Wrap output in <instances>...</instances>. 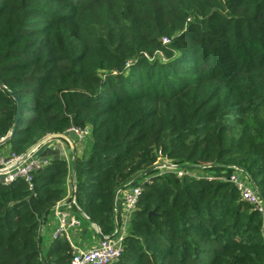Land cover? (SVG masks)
I'll return each mask as SVG.
<instances>
[{
    "label": "trees",
    "instance_id": "1",
    "mask_svg": "<svg viewBox=\"0 0 264 264\" xmlns=\"http://www.w3.org/2000/svg\"><path fill=\"white\" fill-rule=\"evenodd\" d=\"M0 82L21 101L0 149L91 133L74 169L83 222L113 236L118 191L142 187L111 264H264L263 218L219 179L242 169L264 197V0H0ZM16 116L0 86V140ZM160 152L204 174L157 175ZM71 165L0 184V264H71L66 240L41 257L39 239Z\"/></svg>",
    "mask_w": 264,
    "mask_h": 264
},
{
    "label": "built area",
    "instance_id": "2",
    "mask_svg": "<svg viewBox=\"0 0 264 264\" xmlns=\"http://www.w3.org/2000/svg\"><path fill=\"white\" fill-rule=\"evenodd\" d=\"M163 43H169L168 39H163ZM74 129L80 139L82 140L86 133L89 131H82L76 128ZM21 156L7 153L0 157V184L9 185L17 179H22L30 185L32 189V181L34 173L43 165L47 163L43 158H36L31 156L24 162H19ZM167 157L163 156L161 152L158 154V160H166ZM233 172L229 177H221L219 179L229 181L240 193L241 199L245 201L253 211H256L263 218L264 223V200L258 195L255 190V186L252 184L247 174L239 168H233ZM158 175H164L166 172H174L179 178L190 176L196 177L186 172V169L178 166H172L168 164L158 165L156 168ZM212 178V176H207ZM75 187L73 188L74 192ZM143 189L139 185H129L124 192L123 200L126 205V215L123 218V227L119 229L115 237L103 236L96 246H93L87 250H82L76 247L73 242V233L79 230L81 227V220L72 207V200L67 203L56 207L57 227L53 234V241L63 239L68 242L74 249L73 258L71 264H111L118 260L124 252L123 237L125 236V227L130 219V214L136 209ZM72 198V197H71ZM59 204V203H58ZM57 204V205H58ZM78 211L79 208L75 207ZM83 218L87 217L81 214ZM264 231V227H263ZM116 233V232H115ZM114 233V234H115ZM114 236V235H113Z\"/></svg>",
    "mask_w": 264,
    "mask_h": 264
},
{
    "label": "crops",
    "instance_id": "3",
    "mask_svg": "<svg viewBox=\"0 0 264 264\" xmlns=\"http://www.w3.org/2000/svg\"><path fill=\"white\" fill-rule=\"evenodd\" d=\"M85 138L80 140L79 143H75V154L76 158L82 157L88 149H90L92 144V136L91 140L84 141ZM89 141H91L89 143ZM9 151V148L6 147ZM46 149H50L52 153L48 156V159L53 157H63L68 163H72L73 165V151L69 144H67L63 140H53L52 142H49L42 150L34 154V157L36 158H43V153ZM1 150V149H0ZM55 153V154H54ZM76 188L75 186V172L74 168H72L71 176L68 179L67 182V195L61 201L56 207L63 205L67 203L68 201L72 200V194H73V188ZM127 189H121L118 191L116 199H115V215L120 214L123 218L126 215V205L123 200V195L125 190ZM56 207L53 209V211L47 216L45 220H43V223L41 224L40 228V244H41V257H45L47 255L48 249L50 245L53 242V234L57 227V216H56ZM82 216V215H81ZM78 217V216H77ZM83 217V216H82ZM81 227L79 230H76L73 233V242L76 245L77 248L82 250H87L93 246H96L101 237L98 233V229L95 225L91 223L83 222L81 218ZM84 225V226H83ZM93 240V241H92ZM91 241V243H90ZM90 243V244H87Z\"/></svg>",
    "mask_w": 264,
    "mask_h": 264
},
{
    "label": "water",
    "instance_id": "4",
    "mask_svg": "<svg viewBox=\"0 0 264 264\" xmlns=\"http://www.w3.org/2000/svg\"><path fill=\"white\" fill-rule=\"evenodd\" d=\"M0 86L5 89L9 95L17 102V116H16V121H15V125L14 128L12 129V131L8 134V136L2 140H0V147L5 145L10 138L14 135L15 130L17 128V125L19 123L20 120V113H21V101L19 100V98L9 92L6 87L0 82ZM53 140H63L65 141L67 144L70 145L72 151H73V168L75 169V161H76V152H75V143H79L80 142V137L78 135V133L74 130V129H70L67 132L63 133V134H49L47 136H45L40 142H38L37 144H35L34 146H32L24 155L21 156L20 161L19 162H24L26 160H28L31 156H33L34 154H36L37 152H39L40 150H42L49 142H52ZM52 153V151L50 149H46L43 153V159L46 161L48 160V156ZM55 154V153H54ZM183 168V167H180ZM2 172V170H0V173ZM255 190L257 191L258 195L264 200L263 194L262 192L259 190V188L255 187ZM72 203L74 207H77L76 205V188L74 189V192L72 194ZM116 208V207H115ZM135 212V210H133L130 214V217L132 216V214ZM154 211L150 212L149 216L153 215ZM87 220L95 225L98 229V233L100 235V237L102 238L103 235L100 232L98 226L95 223H92L88 218ZM116 233L114 234L115 237L119 231V228H116Z\"/></svg>",
    "mask_w": 264,
    "mask_h": 264
},
{
    "label": "rangeland",
    "instance_id": "5",
    "mask_svg": "<svg viewBox=\"0 0 264 264\" xmlns=\"http://www.w3.org/2000/svg\"><path fill=\"white\" fill-rule=\"evenodd\" d=\"M84 138H85V139H84L85 142H86V140H91V139H90V138H91V133H90V132H87ZM90 142H91V141H89V143H90ZM7 153H10V152L7 150L6 147L1 148V150H0V157L3 156V155H6ZM162 164H168V165H172V166L183 167L184 169H186V172H189V173L192 174L193 176H196L197 174H198V175H202V174H204L203 171H201V170H197L196 168H188V169H187V166H190V164H188V163H186V162L178 161V160H171V159H168V158H166V160H162V159L160 160V159H159L158 162H157V166H158V165H162ZM71 166H72V165H71ZM149 173H150V170H145V171H143V172H141V173L139 172L138 179L143 178L142 181H145V180H147V179H150V177L147 176ZM157 175H158V174H157ZM210 176L213 177V174L210 175ZM117 216H118V218L123 219V217L120 216V214H118ZM123 224H124V223H123ZM81 225H82V224H81ZM83 226H84V225H83ZM128 229H129V227L126 226V227H125V232H124L125 234L127 233ZM92 241H93V240H92ZM90 243H91V241H90ZM90 243H87V244H90Z\"/></svg>",
    "mask_w": 264,
    "mask_h": 264
}]
</instances>
